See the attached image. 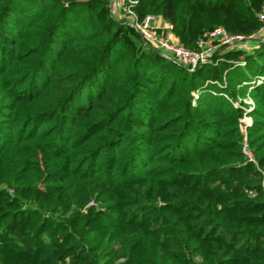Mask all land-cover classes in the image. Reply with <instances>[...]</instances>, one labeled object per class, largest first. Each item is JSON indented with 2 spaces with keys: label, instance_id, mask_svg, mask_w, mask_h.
I'll return each instance as SVG.
<instances>
[{
  "label": "trees",
  "instance_id": "obj_1",
  "mask_svg": "<svg viewBox=\"0 0 264 264\" xmlns=\"http://www.w3.org/2000/svg\"><path fill=\"white\" fill-rule=\"evenodd\" d=\"M263 3L133 8L200 51L258 33ZM247 48L187 68L111 0H0V264H264V41Z\"/></svg>",
  "mask_w": 264,
  "mask_h": 264
},
{
  "label": "built area",
  "instance_id": "obj_2",
  "mask_svg": "<svg viewBox=\"0 0 264 264\" xmlns=\"http://www.w3.org/2000/svg\"><path fill=\"white\" fill-rule=\"evenodd\" d=\"M113 3L118 7L119 19H124L125 22L133 26L151 47L187 68H193L198 62H206L217 46L226 45L228 47H235L247 43L249 40L262 39L255 35L257 33L248 36L243 34H229L221 27H216L208 35L210 38L216 39L217 44L212 45L210 43L211 41H206L207 37L200 38L198 40V46L201 50L195 51L187 48L179 41L172 32L173 26L171 23L167 22L165 25L166 29L170 31L169 33L159 32L157 27L153 25V21L157 17L156 14L147 13L139 18L133 8L136 0H113ZM259 19L264 24V3L259 13ZM243 123L247 125V122ZM249 193L251 194L252 191H249Z\"/></svg>",
  "mask_w": 264,
  "mask_h": 264
},
{
  "label": "rangeland",
  "instance_id": "obj_3",
  "mask_svg": "<svg viewBox=\"0 0 264 264\" xmlns=\"http://www.w3.org/2000/svg\"><path fill=\"white\" fill-rule=\"evenodd\" d=\"M111 7H115V4L113 3V0H111ZM157 15V14H156ZM256 36H258V34H255ZM262 37V36H261ZM261 41H264V38H262V40ZM211 43V42H210ZM212 44V43H211ZM213 45V44H212ZM216 45V44H215ZM256 48V47H255ZM251 50H253V49H250V48H247V53L248 52H250ZM240 64H244V62H240ZM253 82L254 81H250V83L251 84H253ZM245 98V100H246V102H247V104L249 103V104H251L252 103V99L249 97V96H245L244 97ZM251 108H249L248 107V110H247V112H249V110H250ZM240 121H242V122H247V126L251 123V121H252V118L248 115V114H244V116L240 119ZM241 129H242V132H243V135L246 137V133H245V131H246V126L245 125H242L241 126ZM246 139V138H245ZM248 153V152H247ZM249 159H251L252 160V157H250ZM252 162L255 164V166H256V162L254 161V160H252ZM258 168V167H257ZM259 171L261 172V176H262V182H263V180H264V173L261 171V169H259ZM9 191L10 192H13V190L11 189V188H9ZM249 192V191H248ZM99 205V203L97 202V200H94V199H90L89 201H88V203H87V206H94V205Z\"/></svg>",
  "mask_w": 264,
  "mask_h": 264
},
{
  "label": "crops",
  "instance_id": "obj_4",
  "mask_svg": "<svg viewBox=\"0 0 264 264\" xmlns=\"http://www.w3.org/2000/svg\"><path fill=\"white\" fill-rule=\"evenodd\" d=\"M114 9V15L115 17L118 19L119 18V10H118V7L116 6L115 4V7L113 8ZM167 21H165L161 16L157 15V17L155 18V20L153 21V25L155 27H157L158 31L159 32H162V33H169L170 31L166 29L165 25H166ZM259 37L261 38H264V26L263 28L257 33ZM237 47H240V48H246L247 49V43H244V44H240L238 45Z\"/></svg>",
  "mask_w": 264,
  "mask_h": 264
},
{
  "label": "water",
  "instance_id": "obj_5",
  "mask_svg": "<svg viewBox=\"0 0 264 264\" xmlns=\"http://www.w3.org/2000/svg\"><path fill=\"white\" fill-rule=\"evenodd\" d=\"M257 40L261 41L262 39H260V38H257Z\"/></svg>",
  "mask_w": 264,
  "mask_h": 264
}]
</instances>
